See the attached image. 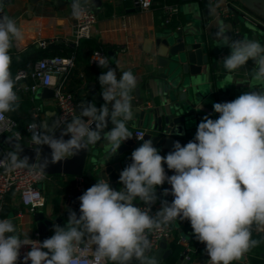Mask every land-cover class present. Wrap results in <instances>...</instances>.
<instances>
[{
	"label": "clouds",
	"instance_id": "9594fccd",
	"mask_svg": "<svg viewBox=\"0 0 264 264\" xmlns=\"http://www.w3.org/2000/svg\"><path fill=\"white\" fill-rule=\"evenodd\" d=\"M91 2L71 0L72 16H85ZM23 39L16 20L0 15V119L19 107L10 50ZM217 39V47L231 49L223 57L225 81H233V73L252 60L255 67L250 72V86L257 90L230 102L214 103L218 118L203 117L194 139L183 146L174 141L166 156L151 139L137 137L144 142L131 153L132 162L120 173L119 182L124 187L114 190L106 179H99L78 198L79 216L70 211L67 223L54 225V234L43 242L30 239L29 232L21 234L12 219H0V264H18L25 246L30 250L23 264H132L133 260L158 264L148 255V234L177 219L189 221L195 238L205 244L207 264H239L259 246L261 240L254 239L252 233L264 232V45L246 37L233 39L223 27ZM98 64L107 69L98 77L105 103L99 108L95 103L82 104L79 115L67 122L59 138L52 125H30L39 161L30 164L27 156L21 158V145L16 144L0 159V167L9 172L28 169L43 176L49 164L66 161L101 140L109 146V159L132 138L127 122L134 117L136 76L127 70L118 79L106 57ZM200 109L199 104L197 111ZM109 121L113 127L105 131ZM43 145L51 149L50 159H40ZM164 164L173 175H167ZM165 182L171 189H164L163 195L171 194L173 200L163 201L153 216L150 205L157 200L156 189ZM137 199L146 207L135 206ZM89 253L91 261L86 259Z\"/></svg>",
	"mask_w": 264,
	"mask_h": 264
},
{
	"label": "crops",
	"instance_id": "0c3cea01",
	"mask_svg": "<svg viewBox=\"0 0 264 264\" xmlns=\"http://www.w3.org/2000/svg\"><path fill=\"white\" fill-rule=\"evenodd\" d=\"M100 2L101 6L105 3L110 4L115 10V13L108 19H98L97 17V22L92 29L91 38L102 46H111L118 49L116 52L108 50L104 54L106 58H108L109 67L116 70L118 79L121 72L127 70H131L136 76L137 87L132 93L136 105L147 108L152 107V102L157 105L158 93L155 89V81L153 80L156 74L155 63L151 60L152 56L143 51L142 42L145 38H154L157 32L162 31L161 28H163L164 25L161 26L157 23L159 20L158 14L152 9L144 11L139 8L137 11L130 12L128 10L133 9L134 6L129 0H100ZM26 6L27 0H14L4 6H0V15H7L16 20L24 32V39L15 42L10 50L12 62L26 55L30 51L29 46H33L34 49H40L37 47V43L42 40L49 41L50 43L62 42L69 49H74L77 46L79 42L74 43L71 38V30L74 21V17L71 14V4H64L63 6L56 7L52 5L50 0L43 1L35 8L29 19L27 18ZM90 6L94 10L101 8L100 6V8L95 9L91 3ZM178 7L179 12L174 18L177 21V26L173 30L180 28L186 34H195L206 37L207 39L206 53L209 61L206 65L202 66V71L199 75L188 76L189 87L185 91L187 99L193 103L194 109L197 110V106L200 104L201 109L199 111L208 114L214 111L213 104L218 102L219 97L223 96L226 102H230L242 93L256 91L257 89L250 86V72L255 67L252 60L247 62L244 69H240L233 73V81L227 82L225 81L227 73L223 63L217 61V55L212 56L214 50H217V54H223L224 57L229 55L231 51L228 47H217L219 43L217 38L215 41L209 39L214 28H225L227 32L231 33L232 38L233 32L236 29L241 32V38L246 37L245 30L238 25L232 28V18H218L212 6L209 8V12H206L205 7L198 2L181 3ZM247 38L256 39L253 35ZM121 47L124 48L123 51H120ZM117 63L120 65V69L117 68ZM84 70V67L81 66L80 71H82V73L80 74L82 77L84 76ZM26 83L31 84V81L28 80ZM91 87L96 90L98 96H100L102 100L95 102L90 96H86V99L88 103H95L96 107L99 108L105 102L101 92L95 86L94 81L89 82L88 93ZM39 91H41V89H38L37 92ZM24 93L25 91L23 90L18 92L20 96L18 109L14 112L6 113L5 115L18 122L19 126L16 132L19 136V141L25 145H29L32 142V134L25 130L26 124L30 122H35L37 125L43 123L50 124L54 121L57 123V119L52 99L36 98L34 95V101H30L29 108L25 110V108L20 106ZM135 94H137V97ZM150 95L153 101L150 99ZM34 106L39 107L36 116H32ZM109 107H111V105H109ZM77 115H79V113H77ZM127 126L132 133L136 130H143L146 132L150 128V123L144 125V123H141L138 119H132L127 122ZM112 127L113 125L109 121L105 131L111 130ZM132 141L135 142L133 136ZM122 145L123 144H121V146ZM3 148L7 149L5 146ZM92 148H95L98 159H108L110 149L105 141L101 140L95 146H92ZM115 158L116 154L109 159ZM88 167L89 164L84 168V173L88 171ZM46 176L47 178L38 184V189L43 197L40 206L36 208H23L19 202L18 196L14 193L6 194L0 201V219L7 218L10 213H16L15 221L21 234L29 232L30 239L37 234L32 218L33 214L40 212L43 213L47 219L54 220L62 211L64 197H71L74 193L78 192L76 185L79 178L83 186V190L80 192L83 193L92 186L90 184L91 181L95 180L93 174H91L89 178L85 175L80 177L61 174ZM67 183H73V191L70 189L63 191ZM63 222H66V220H63ZM170 227L173 230V234L177 232L179 235L180 232L178 230L182 227V233L189 238L188 241L183 240L181 236L179 238L180 244L184 247V251L187 252L191 259V262H188V264H207L209 259L205 258L204 253L195 247L198 240L195 238V235H192L193 229L191 228L190 222L187 220H175L170 224ZM165 250H170L169 244H166ZM18 264L23 263L18 262ZM171 264H174V262L171 261ZM240 264H248L246 256Z\"/></svg>",
	"mask_w": 264,
	"mask_h": 264
},
{
	"label": "water",
	"instance_id": "95a60500",
	"mask_svg": "<svg viewBox=\"0 0 264 264\" xmlns=\"http://www.w3.org/2000/svg\"><path fill=\"white\" fill-rule=\"evenodd\" d=\"M14 0H0V6L11 3ZM46 0H27V18H31L35 8ZM53 6L60 7L64 4H71V0H50ZM230 1V0H228ZM198 2L205 7L206 12H209L208 0H181V3ZM241 10L236 12L231 19V27L241 26L245 30L246 38L250 35L255 36V40L261 45H264V0H238ZM92 6L95 9L100 8V0H92ZM138 7H134L128 11H137ZM220 28L212 30L209 39L215 41L217 32ZM231 36V33L227 32ZM143 51L152 56L151 60L155 63V89L158 93V104L152 102V107L137 106L133 99V119H138L141 123L146 125L150 123V128L144 133V140L151 139L153 145L158 148L162 156H166L173 148V142L179 141L181 145H186L193 140L197 131L198 124L206 115L211 119H217L219 114L212 111L208 114L194 109L193 103L187 99L186 89L189 87V77L199 75L202 71V66L209 61L207 56V39L195 34H186L182 29H171L163 26L161 32H157L154 38H145L142 42ZM217 55V50H214L212 56ZM213 66V65H212ZM95 102L102 100L98 96L94 88H90L88 93ZM137 97V94H135ZM18 97H20L18 95ZM36 98L52 99L53 91L49 88H43L35 94ZM152 100V96L150 95ZM153 101V100H152ZM218 102H226L225 97H219ZM82 102H79V107L76 112L80 113ZM37 122V120H36ZM55 127V136L59 138L64 131L62 126L56 127V121L50 123ZM95 128V125H92ZM65 140L70 138L69 135L63 137ZM144 141H132V138L124 141L122 146L118 149L115 159H98L95 148L89 146L87 150H82L78 155L69 157L66 161L58 162L56 164H49L45 169V175H66L73 177H80L85 175L90 177L93 174L95 180L91 181L93 186L99 179H106L114 190H120L124 186L119 182L121 171L128 166L131 160V153L137 149ZM0 143L8 150L12 151L16 144L21 145L22 151L19 153L20 157L27 156L29 163H36L39 161L35 146L25 145L19 141L14 135H1ZM44 157L51 158V149L47 145L40 146V159ZM89 164L88 171L84 173V168ZM163 167L167 175L171 176L174 171L168 170L167 165ZM164 189H171V185L163 184L156 189L157 200L150 205L151 215L161 209L162 202L170 203L173 196L168 194L163 195ZM83 192L74 193L71 197L65 196L63 199L62 211L54 220L47 219L43 213L36 212L33 214V222L35 224L36 233L39 236L40 242L50 238L53 234V226H64L70 211H75L79 216L80 201L79 197ZM135 206L144 204L139 199L135 200ZM16 213H10L8 219L15 221ZM66 220V222H63ZM182 221L183 219H177ZM183 240H189L181 229L178 230ZM255 231V230H254ZM262 241V252L259 257L264 258V232H257ZM192 235H194L192 233ZM165 242L159 243L156 249H150L148 255L154 256L158 264H170L168 262L171 256L170 250H165ZM45 251H47L45 249ZM205 258L209 259L206 252H202ZM186 252L183 251L174 264H188L184 260ZM244 258L242 261L243 262ZM132 264H139V261L133 260ZM235 264V263H234Z\"/></svg>",
	"mask_w": 264,
	"mask_h": 264
},
{
	"label": "built area",
	"instance_id": "2783aa9c",
	"mask_svg": "<svg viewBox=\"0 0 264 264\" xmlns=\"http://www.w3.org/2000/svg\"><path fill=\"white\" fill-rule=\"evenodd\" d=\"M132 5L138 7L140 10H150L154 4L153 0H129ZM210 6L215 11L218 18L230 19L234 14L240 11L242 8L238 3V0H208ZM161 12L163 16V25L167 26L175 18L179 12L178 5H170L162 3ZM97 22L96 11L89 5V10L87 14L80 19L74 18L71 38L74 43H78L83 39L90 38L92 35V29ZM234 39L241 38V32L236 29L233 32ZM49 41H39L37 47L44 49ZM124 48L121 47L120 51ZM101 57H106L102 50H94L89 56V62L92 65L99 66L98 60ZM217 61L223 63V54H217ZM74 67V59L72 56H59L55 55L49 58H44L36 61L30 70L18 69L14 73V77L17 78V90L28 91L30 94V101H34V95L37 93L38 89L51 88L53 91V104L56 110L57 124L62 127H66L67 122H70L77 115V108L79 107V101L74 94L65 92L62 88L59 80L64 78L69 71ZM30 80L31 84L26 82ZM39 111V107H33L32 116H36ZM36 124L35 122H30L26 124L25 130L29 133V126ZM17 124L8 118L5 114L3 119H0V136L1 135H14L19 139L16 132ZM143 130H136L133 133L134 141H139L137 137L144 135ZM32 134V133H31ZM30 146H35L32 142ZM10 152L8 149L1 151L0 159H3L5 155ZM47 176L34 174L28 169H18L13 171H6L4 167H0V201L8 193H14L18 196L20 204L23 208H36L41 205L43 197L38 189V184L46 179ZM76 189L78 192L83 190L80 178L77 180ZM138 207H146L144 204H140ZM151 214V213H150ZM173 230L170 224L162 226L161 230L153 231L148 234V239L151 241V249H156L161 242L169 244L173 240ZM34 241H39V236L35 234L32 238ZM205 244L197 242L196 249L205 252ZM30 250V246H25L21 249V256L19 263H23L24 255ZM88 261H91L93 257L89 253L86 257ZM184 260L188 263L191 262L190 257L187 252L184 256ZM29 264L31 262L29 261Z\"/></svg>",
	"mask_w": 264,
	"mask_h": 264
},
{
	"label": "trees",
	"instance_id": "16d2710c",
	"mask_svg": "<svg viewBox=\"0 0 264 264\" xmlns=\"http://www.w3.org/2000/svg\"><path fill=\"white\" fill-rule=\"evenodd\" d=\"M154 4L152 5L151 9L158 14L159 20L157 23L163 26V16L161 12V5L162 3L170 4V5H180L181 0H153ZM97 11L98 19H108L114 13L115 10L112 6L108 3H105L101 6L100 9L95 10ZM177 26V21L174 19L171 21L168 28L174 29ZM162 29V28H161ZM29 52L26 55L21 56L18 60L13 61L11 64V72L12 74L15 73L18 69L30 70L31 66L40 59L49 58L55 55L59 56H73L74 59V67L69 71V73L59 80L61 83L62 88L65 92L74 94L76 98L81 101L83 104H87L88 101L86 96H88V89H89V82L94 81L95 86L101 92V85L99 83L98 77L107 69L101 68L100 66L92 65L88 61L90 54L94 50H102L103 53L106 51L111 50L112 52H116L118 49L111 46H102L94 39L87 38L79 41L77 46L74 49L67 48L62 42L61 43H49L44 49H34L33 46H29ZM84 67L83 77L80 73V67ZM20 106L27 110L30 106V94L26 91L23 94V99L20 102ZM17 124L18 129V122L13 119ZM16 129V130H17ZM4 146L0 144V153ZM70 189L73 191V183H67L65 185L63 191ZM181 223V222H180ZM187 223V222H186ZM182 225V224H181ZM182 229V227L180 228ZM174 237L172 242L169 243L171 256L168 259V262L171 264V261L175 262L180 254L184 251V247L180 244L179 238L180 235L177 232H174ZM252 236L254 239H260V235L253 231ZM197 243L195 244L196 247ZM262 252V241L259 246L253 248L250 252H248L245 256L247 258L248 264H264V258H260L259 255ZM171 260V261H170Z\"/></svg>",
	"mask_w": 264,
	"mask_h": 264
},
{
	"label": "flooded vegetation",
	"instance_id": "af4514ba",
	"mask_svg": "<svg viewBox=\"0 0 264 264\" xmlns=\"http://www.w3.org/2000/svg\"><path fill=\"white\" fill-rule=\"evenodd\" d=\"M231 19V18H230Z\"/></svg>",
	"mask_w": 264,
	"mask_h": 264
}]
</instances>
